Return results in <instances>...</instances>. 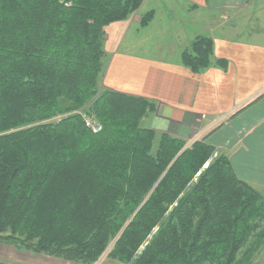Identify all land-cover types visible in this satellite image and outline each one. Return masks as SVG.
<instances>
[{"label":"trees","instance_id":"1","mask_svg":"<svg viewBox=\"0 0 264 264\" xmlns=\"http://www.w3.org/2000/svg\"><path fill=\"white\" fill-rule=\"evenodd\" d=\"M143 2L0 0V242L83 264L111 245L126 264H249L264 196L214 147L142 127L152 102L100 88L105 30ZM181 59L227 66L205 37Z\"/></svg>","mask_w":264,"mask_h":264},{"label":"crops","instance_id":"2","mask_svg":"<svg viewBox=\"0 0 264 264\" xmlns=\"http://www.w3.org/2000/svg\"><path fill=\"white\" fill-rule=\"evenodd\" d=\"M151 2L144 0L127 21L116 23L122 40L133 25L140 26V13ZM167 2L172 9L179 5L187 16L206 14L203 26L210 36L179 35L166 55L155 57L141 44L114 48L106 54L103 88L152 102L156 110L144 117L142 127L214 147L229 159L241 181L264 196V0ZM152 11L154 19L143 29L156 21V9ZM214 15L220 20L212 21ZM196 37L213 41L214 60L226 61L225 69L212 66L196 74L184 66L182 53ZM234 109L228 121L210 129L219 115Z\"/></svg>","mask_w":264,"mask_h":264},{"label":"rangeland","instance_id":"3","mask_svg":"<svg viewBox=\"0 0 264 264\" xmlns=\"http://www.w3.org/2000/svg\"><path fill=\"white\" fill-rule=\"evenodd\" d=\"M153 9H156V13H157L156 21L148 29H143L136 24L133 25V27L131 28V30L129 31V33L127 34L124 40H122L121 32H119L118 30V26H119L118 24H113L107 27L105 31H106V36L109 40H106V38H104L105 40L104 46H105L106 54L110 55V53L113 51L114 48L124 50L125 48H130V46L132 45L141 44V47H143V50L147 52L148 56L155 57L157 55H160L161 53L163 55H166L170 45L172 43L173 45L175 44L179 35L180 36L185 35L188 38H191L192 36H196L199 33L205 37L210 36V34L204 29L203 21H206V18H204L206 14L204 15V13L202 12L187 16L183 12V10L180 9L179 5H175V7H173L172 9V7L168 4L167 0L166 1L152 0V2L147 4V6L141 11L140 15L144 16ZM211 17H213V15ZM133 19H137V16H134ZM211 20L212 21L220 20L219 15L216 16L214 15V19ZM172 22L176 23L174 27L171 26ZM196 38L194 40H196ZM190 47L191 44L188 47V49H186V51L189 50ZM171 57H173V55ZM104 65L106 70L107 67L106 60ZM101 80L102 81L100 83V88L102 89L104 77ZM87 109L88 106L82 109V112L86 113ZM61 119L62 118L60 116H57L54 117L49 122H57ZM215 126L216 125L214 122L210 127V129H212V127L214 128ZM201 135H203V132ZM195 140L193 141L195 142ZM189 143H187V145ZM218 155L221 154H219L218 151L216 150L213 158L218 157ZM260 232H264V223H262L260 229L257 230V233ZM253 241L254 239L251 240V242ZM112 246L113 245L110 246L106 254L96 264H126L120 262L119 260H114L108 257V253L111 251ZM0 264H83V263L68 261L66 259L50 256L47 254L34 253L33 251L27 249L17 248L14 245L0 242ZM249 264H264V238L259 244V246L256 248L254 256Z\"/></svg>","mask_w":264,"mask_h":264},{"label":"built area","instance_id":"4","mask_svg":"<svg viewBox=\"0 0 264 264\" xmlns=\"http://www.w3.org/2000/svg\"><path fill=\"white\" fill-rule=\"evenodd\" d=\"M234 109L233 111L227 112V113H223L221 115H219L215 121V125H221L223 122L225 123L226 121H228V119L235 113ZM84 119V123H85V127L90 130L92 133L97 134L99 132H101L102 127L101 125L95 121L92 117H88L86 115L83 116ZM194 141H191L188 145V147H191L193 145Z\"/></svg>","mask_w":264,"mask_h":264}]
</instances>
